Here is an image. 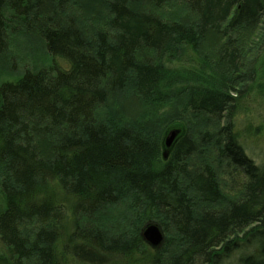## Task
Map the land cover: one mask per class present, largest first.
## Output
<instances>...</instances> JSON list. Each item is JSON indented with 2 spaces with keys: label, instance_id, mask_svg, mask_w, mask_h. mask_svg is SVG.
<instances>
[{
  "label": "trees",
  "instance_id": "trees-1",
  "mask_svg": "<svg viewBox=\"0 0 264 264\" xmlns=\"http://www.w3.org/2000/svg\"><path fill=\"white\" fill-rule=\"evenodd\" d=\"M263 114L264 0H0V264H264Z\"/></svg>",
  "mask_w": 264,
  "mask_h": 264
},
{
  "label": "rangeland",
  "instance_id": "rangeland-1",
  "mask_svg": "<svg viewBox=\"0 0 264 264\" xmlns=\"http://www.w3.org/2000/svg\"><path fill=\"white\" fill-rule=\"evenodd\" d=\"M261 119L252 122L249 130L244 129V135L248 137L246 141V150L248 155L255 160L258 165H264V126L261 131H257V127L264 122V114Z\"/></svg>",
  "mask_w": 264,
  "mask_h": 264
},
{
  "label": "water",
  "instance_id": "water-1",
  "mask_svg": "<svg viewBox=\"0 0 264 264\" xmlns=\"http://www.w3.org/2000/svg\"><path fill=\"white\" fill-rule=\"evenodd\" d=\"M177 135H178L177 131H171L169 133V135L166 138V142H165L167 148H170L173 145ZM143 236H144V239L153 247L159 246L163 242V239H164L160 229L157 226L148 227L144 231Z\"/></svg>",
  "mask_w": 264,
  "mask_h": 264
}]
</instances>
